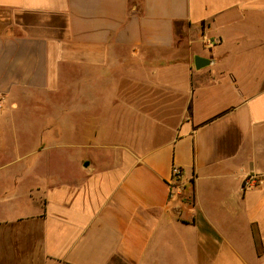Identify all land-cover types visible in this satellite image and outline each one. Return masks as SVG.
<instances>
[{
	"label": "crops",
	"instance_id": "1",
	"mask_svg": "<svg viewBox=\"0 0 264 264\" xmlns=\"http://www.w3.org/2000/svg\"><path fill=\"white\" fill-rule=\"evenodd\" d=\"M178 58L170 137L106 140L109 83L121 118ZM0 264H264V0H0Z\"/></svg>",
	"mask_w": 264,
	"mask_h": 264
},
{
	"label": "rangeland",
	"instance_id": "2",
	"mask_svg": "<svg viewBox=\"0 0 264 264\" xmlns=\"http://www.w3.org/2000/svg\"><path fill=\"white\" fill-rule=\"evenodd\" d=\"M176 61L178 64L167 65L158 61L141 62V65H138L139 69L136 68V71L141 74V80L124 84L125 88L130 89L124 104L134 105L135 111L133 107H129V113L125 111L124 115H121L123 119L118 118L117 107L111 104L122 100L117 96V82L109 83V93L103 103L106 110L101 121L102 134H105L106 140L123 141L125 146L131 149L146 150L150 145L161 143L170 137L173 130L166 125L176 124L184 115V95L181 90L188 80L189 88L193 85L191 74L180 63L182 60L178 58ZM156 76H160V80H157ZM157 108L167 109L168 112H153ZM156 115L166 121V125L164 124L166 127L164 125L156 128L145 127L147 123L144 121L149 116ZM133 120H139L140 123Z\"/></svg>",
	"mask_w": 264,
	"mask_h": 264
},
{
	"label": "built area",
	"instance_id": "3",
	"mask_svg": "<svg viewBox=\"0 0 264 264\" xmlns=\"http://www.w3.org/2000/svg\"><path fill=\"white\" fill-rule=\"evenodd\" d=\"M181 175H182V171L180 167L176 165H172L171 167L172 182L178 181ZM258 182H259L258 177H256L255 175H249L245 178L243 185H244V188H251L252 186L256 185Z\"/></svg>",
	"mask_w": 264,
	"mask_h": 264
},
{
	"label": "water",
	"instance_id": "4",
	"mask_svg": "<svg viewBox=\"0 0 264 264\" xmlns=\"http://www.w3.org/2000/svg\"><path fill=\"white\" fill-rule=\"evenodd\" d=\"M193 63H194V67L196 69H200V68L206 66L207 64H209V60L206 58H203L201 56H195Z\"/></svg>",
	"mask_w": 264,
	"mask_h": 264
}]
</instances>
